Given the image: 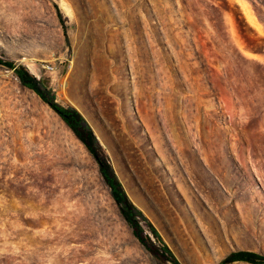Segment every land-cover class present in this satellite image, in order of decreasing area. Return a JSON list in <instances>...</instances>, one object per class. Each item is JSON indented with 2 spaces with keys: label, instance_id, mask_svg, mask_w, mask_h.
Instances as JSON below:
<instances>
[{
  "label": "rangeland",
  "instance_id": "374dc122",
  "mask_svg": "<svg viewBox=\"0 0 264 264\" xmlns=\"http://www.w3.org/2000/svg\"><path fill=\"white\" fill-rule=\"evenodd\" d=\"M0 59L81 113L152 249L84 146L0 65V264L264 255V0H0Z\"/></svg>",
  "mask_w": 264,
  "mask_h": 264
},
{
  "label": "trees",
  "instance_id": "16d2710c",
  "mask_svg": "<svg viewBox=\"0 0 264 264\" xmlns=\"http://www.w3.org/2000/svg\"><path fill=\"white\" fill-rule=\"evenodd\" d=\"M58 18L62 24V17L58 13ZM0 65L7 69L13 70L15 77L19 83L33 91L49 108L61 119L65 126L72 132L74 137L84 146L86 151L92 157L98 167V172L103 179L105 185L109 189L110 196L117 206L119 213L127 226L130 228L132 235L136 240L143 245L147 250L152 251L149 243L150 238L144 233L143 228L138 221V214L134 206L127 198L120 182L118 181L114 171L102 152V149L92 131L87 124L81 113L72 107H63L57 104L48 95V85L42 79L37 80L34 78L25 67L15 66L13 63L3 61L0 59ZM262 73L264 78V67H262ZM152 235L160 240L156 231L151 228ZM162 244V243H161ZM160 251L162 255L170 254L165 245H161ZM173 264L178 262L172 259ZM234 263H246V264H264V255L258 254L252 251L237 250L228 254L219 264H234Z\"/></svg>",
  "mask_w": 264,
  "mask_h": 264
}]
</instances>
